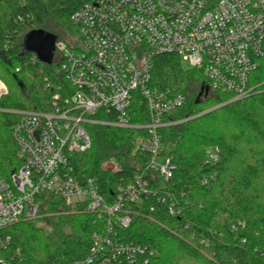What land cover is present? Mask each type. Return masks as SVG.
Instances as JSON below:
<instances>
[{
	"label": "trees",
	"instance_id": "trees-1",
	"mask_svg": "<svg viewBox=\"0 0 264 264\" xmlns=\"http://www.w3.org/2000/svg\"><path fill=\"white\" fill-rule=\"evenodd\" d=\"M86 1L0 0V79L9 88L1 108L53 112L64 106L69 87L59 62H42L26 49L25 37L49 19L65 32L76 30L71 16ZM153 64V87L186 96L170 115L180 123L160 130L175 165L172 177L163 180L148 167L150 156L139 148L145 131L111 125H87L92 147L71 156L75 175L81 183L92 178L109 204L136 176L148 181L152 193L118 213L131 218L118 228L121 238L155 252L148 264H264V64L252 72L253 91L233 101L222 91L200 96L194 85L205 83L203 72L186 69L173 53L155 56ZM130 113L134 123L149 121L139 100ZM18 120L0 111V178L23 164L12 135ZM36 199L39 219L5 229L7 253L18 264H74L86 257L100 224L96 213L47 191Z\"/></svg>",
	"mask_w": 264,
	"mask_h": 264
},
{
	"label": "built area",
	"instance_id": "built-area-1",
	"mask_svg": "<svg viewBox=\"0 0 264 264\" xmlns=\"http://www.w3.org/2000/svg\"><path fill=\"white\" fill-rule=\"evenodd\" d=\"M71 23L74 42L58 41L55 49L69 87L64 106L53 112L0 107L19 115L12 135L23 160L9 179L0 178V264H18L7 253L10 237L4 232L41 216L36 199L41 191L81 205L100 220L89 254L74 264H148L155 252L125 242L118 230L131 223L128 214H118L125 203L152 193L148 181L136 176L109 204L92 178L80 182L71 156L92 147L87 125L140 129L145 136L139 148L150 156L148 167L169 180L175 165L160 130L180 123L170 115L185 105L186 96L150 84L155 56L173 53L184 67L187 62L201 69L204 96L213 91L231 94L230 101L248 96L252 72L264 64V0H88ZM8 93L0 79V102ZM137 100L147 106L145 124L132 121ZM99 114L106 118H96Z\"/></svg>",
	"mask_w": 264,
	"mask_h": 264
},
{
	"label": "water",
	"instance_id": "water-1",
	"mask_svg": "<svg viewBox=\"0 0 264 264\" xmlns=\"http://www.w3.org/2000/svg\"><path fill=\"white\" fill-rule=\"evenodd\" d=\"M58 37L45 29H36L25 37V46L28 51L37 55L45 63H51L54 59V51ZM203 89V88H202Z\"/></svg>",
	"mask_w": 264,
	"mask_h": 264
},
{
	"label": "rangeland",
	"instance_id": "rangeland-1",
	"mask_svg": "<svg viewBox=\"0 0 264 264\" xmlns=\"http://www.w3.org/2000/svg\"><path fill=\"white\" fill-rule=\"evenodd\" d=\"M44 28L47 31H49V32L53 33L54 35H56L59 39L65 40V41H67L69 43H73L75 38H76V30H74L72 32H68V31L65 32V30L62 28V25L59 22H57V21H55L53 19H49L48 22L46 23V26ZM54 60L58 61V58L56 57V55L54 56ZM184 65H185L186 69L192 70V67L189 65V63L186 62V63H184ZM194 86H195L194 87L195 91H197L196 90L197 88L200 89L197 86V84H195ZM106 167H108L109 169L112 168L111 164H108V166H106ZM39 224L42 225L41 222H39Z\"/></svg>",
	"mask_w": 264,
	"mask_h": 264
},
{
	"label": "flooded vegetation",
	"instance_id": "flooded-vegetation-1",
	"mask_svg": "<svg viewBox=\"0 0 264 264\" xmlns=\"http://www.w3.org/2000/svg\"><path fill=\"white\" fill-rule=\"evenodd\" d=\"M56 55V51H54V56ZM200 96H202V92L200 91Z\"/></svg>",
	"mask_w": 264,
	"mask_h": 264
}]
</instances>
